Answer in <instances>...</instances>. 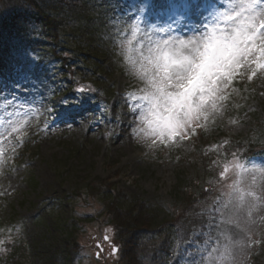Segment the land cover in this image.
Listing matches in <instances>:
<instances>
[{
    "label": "rangeland",
    "instance_id": "obj_1",
    "mask_svg": "<svg viewBox=\"0 0 264 264\" xmlns=\"http://www.w3.org/2000/svg\"><path fill=\"white\" fill-rule=\"evenodd\" d=\"M36 1L49 6L53 30L47 29L44 18L31 9L27 0H0V133H4L0 137V150L4 153L0 157V220L4 224L23 223L27 264H121L119 249L116 254L113 251L118 247L113 239L114 226L103 215L104 202L86 196L83 188L99 178L127 196H139L172 216L176 209L174 188L179 178L190 180L196 173L193 163L198 161L199 142L189 139L198 137V128L209 139L203 153L209 155L210 169L215 171L212 178L211 174L206 177V182L213 186L207 200L217 207L211 210L214 215L209 217L211 222L207 226L213 234L210 243L213 247L217 242L226 243L221 233L227 231L234 240L243 242V247L234 250L235 264H255L257 258L263 264L264 207L250 217L246 209H241L231 217L235 222L228 224L223 205L229 199L228 186L239 179L236 172L240 170L234 164L239 162L248 170L241 173L246 183L255 177L257 185H264L260 175L264 157L253 159L250 165L238 157L222 159L216 165L215 153L226 138L259 135L258 122L264 121V74L258 73L251 79L246 69L237 74L239 83L245 81V92L235 96L237 101L245 96L240 113L236 110L239 103L232 109L225 99L218 101L217 110L207 120H201L200 126H194V131H187L184 139L152 143L136 129L142 109L137 108L135 113L129 109V104L136 107L129 100V93L139 95L137 90L142 85L127 75L106 36L105 26L112 22L117 27V42L128 34L132 24L149 36L207 33L231 0H217L218 4L212 0ZM79 14L86 17L84 23L90 26L89 30L98 28L93 29L94 34L85 28L77 29ZM55 31H59L57 40L69 41L65 49H59V54L74 59L73 71L80 66L76 59L79 51L92 56L86 51L90 41L100 50V66L104 70L101 81L115 95L108 106L92 100L89 92H85L90 97L86 98L84 92L78 91L81 87L93 88L78 71L74 79L77 85H70V75L51 50ZM73 45L77 47L73 48L75 52ZM81 82L85 85L79 86ZM17 112L27 114L23 127L22 116ZM9 121L17 122L19 133L8 135ZM225 166L229 168L227 178L220 176ZM257 195H261L259 187ZM181 214L183 211L177 219ZM73 220L81 221L82 228L77 244L68 245L65 232ZM198 236L199 232H195L188 243L177 245L170 264H200L207 252L205 243L199 245ZM133 243L136 245V241ZM151 258L153 254L149 253L145 264Z\"/></svg>",
    "mask_w": 264,
    "mask_h": 264
},
{
    "label": "snow or ice",
    "instance_id": "obj_2",
    "mask_svg": "<svg viewBox=\"0 0 264 264\" xmlns=\"http://www.w3.org/2000/svg\"><path fill=\"white\" fill-rule=\"evenodd\" d=\"M237 3L241 5L240 11L229 17L236 21L235 25L229 26L230 31L221 28L217 32L213 29L203 47L197 46V60L187 57L169 61L168 54L165 53L164 62H157L155 65L159 80L157 77H149L152 90L140 88L137 90L139 95L129 93V100L136 105L133 107L129 104L130 111L135 113L137 108L142 109L137 117L139 123L136 129L144 137L151 139L152 143L159 141L164 144L177 137L184 139L187 131H194V126H200L201 120H207L217 110V102L227 98L225 90L241 70H248L249 79L256 77L258 73L264 74V20L257 22L258 17L264 13V0L230 2L233 7ZM136 27L135 24L131 25L133 30ZM200 56H203L202 60L199 59ZM198 67L199 71L196 70ZM88 90L84 87L78 89L81 93ZM16 115L22 116L20 127H23L27 123V114L17 112ZM16 125V121H9V136L20 132V127ZM3 136L4 133H0V137ZM3 154V150H0V157ZM234 168L240 170L236 172L239 179H234L233 184L228 186L229 199L223 205L229 216L225 220L228 224L235 222L231 217L241 209H246L250 217L259 207H264V185H257L255 177L251 178V183H246L241 173L248 170L243 164L236 162ZM228 172L229 168L225 166L220 176L227 178ZM260 175L264 177V170L260 171ZM242 184L245 186L241 187ZM258 187L261 190L259 196ZM225 212H221V215H225ZM221 236L226 243L217 242L213 247L209 241L205 242L207 257L200 264H235L234 250L243 247V242L234 240L227 231L221 233Z\"/></svg>",
    "mask_w": 264,
    "mask_h": 264
},
{
    "label": "trees",
    "instance_id": "obj_3",
    "mask_svg": "<svg viewBox=\"0 0 264 264\" xmlns=\"http://www.w3.org/2000/svg\"><path fill=\"white\" fill-rule=\"evenodd\" d=\"M27 2L30 3L31 9L38 12L44 18L47 29L53 30L54 26H52V22L54 18L48 13L47 7L49 8V6H47L46 2L43 4L36 0H27ZM84 19L86 17L81 14L77 16V22H80L77 29H90V26L84 23ZM93 29L98 28H91L89 32L92 34H94ZM99 29L105 31L104 28L100 27ZM58 33L59 31H55V35L53 34L51 50L56 54L58 60H60V64L66 73L73 77L77 73H80L85 82L93 85V88L88 90L90 95L96 100L110 103L115 95L111 92L110 87L104 86L105 84L101 81L104 78V70L100 66L102 59L100 50L96 49L93 44L94 42L90 41L87 45L88 50L86 51L92 56H87L84 52L79 51L76 59L80 66L76 67L75 71H73L72 65L74 59L59 54V49H65L66 45H69V41H65L64 38L57 40L55 36ZM107 33L106 36L112 46L111 51L117 53V42L110 36L109 30ZM72 43L76 44V42ZM74 47H77L76 45L72 47V51L75 52ZM83 58L89 60H83ZM76 71L78 72L76 73ZM233 85L238 86L237 81H234ZM234 93V91H231L229 96L231 104L235 102L232 99ZM244 97L242 96V98ZM238 103L240 105L238 113H240L244 109L242 99ZM262 114L264 116V104ZM258 123L260 133L257 137L229 138V141H226L223 145V154L228 158L237 155L247 161H250L253 156L264 155V121ZM198 137L197 142L199 143L196 145L198 161L193 163L196 173L190 180L179 178L174 188L176 209H174L172 216H168L157 206L148 204L139 196H127L125 193L117 190L115 185L109 184L99 178H94L83 188L86 196L100 198L104 202L103 215L107 216V220H110L114 226V238L120 248L121 264H145V259L149 253H152L154 256L152 264H169L170 256L174 251L176 243L189 240L193 232L197 230L201 233L206 232V235L200 236L199 242L201 245L206 240L210 241L209 236H207L209 235V231L205 228L209 224L208 217L211 215L209 212L211 202L207 200L209 192L206 191L209 183L206 182V177L212 174V172L210 171V162L207 160L208 157L203 153V148L209 144V139L206 135ZM77 194L80 196L79 192ZM180 211H183V214L177 219ZM68 227L65 232V241L68 245H76L82 228L81 221L73 220ZM131 238L133 242L136 241V245L131 242ZM261 249L264 251V244H262ZM26 255V241L22 238L12 246L11 252L6 257L0 258V262L2 264H27ZM254 260L255 264H262L260 258Z\"/></svg>",
    "mask_w": 264,
    "mask_h": 264
},
{
    "label": "clouds",
    "instance_id": "obj_4",
    "mask_svg": "<svg viewBox=\"0 0 264 264\" xmlns=\"http://www.w3.org/2000/svg\"><path fill=\"white\" fill-rule=\"evenodd\" d=\"M240 7L239 3L234 7L229 4L227 10L219 13L218 21L213 23L211 29L202 34L162 37L153 33L149 36L147 31H142L138 26L133 30L129 25L128 34L119 38L117 43V55L120 57L121 65L125 68L128 76L142 85V89L151 91L149 77H157L159 80L155 65L157 62H164L163 55L165 53L168 54L169 61L187 57L197 60V46L203 47L213 29L217 32L221 28L230 31L229 26L235 25L236 21L230 20L229 17L235 16L240 11ZM261 20H264V13L258 17L257 22ZM199 59L202 60L203 56H200ZM196 70L199 71V67ZM174 75L175 73H173ZM2 175L3 172L0 171V176ZM23 233L24 225L19 221L9 224L0 223V258L6 257L11 252L12 246L22 239Z\"/></svg>",
    "mask_w": 264,
    "mask_h": 264
}]
</instances>
